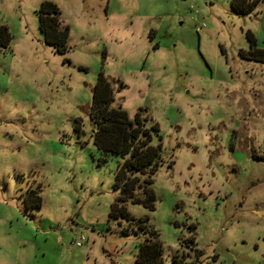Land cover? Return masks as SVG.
<instances>
[{
	"label": "rangeland",
	"instance_id": "374dc122",
	"mask_svg": "<svg viewBox=\"0 0 264 264\" xmlns=\"http://www.w3.org/2000/svg\"><path fill=\"white\" fill-rule=\"evenodd\" d=\"M44 1L62 55L39 30ZM252 1L237 15L232 0H0V264H134L148 238L109 217L119 157L89 117L100 71L114 106L161 135L154 210H127L162 264H264V63L238 56L249 38L264 50Z\"/></svg>",
	"mask_w": 264,
	"mask_h": 264
},
{
	"label": "trees",
	"instance_id": "16d2710c",
	"mask_svg": "<svg viewBox=\"0 0 264 264\" xmlns=\"http://www.w3.org/2000/svg\"><path fill=\"white\" fill-rule=\"evenodd\" d=\"M255 3L256 1L248 3L247 0H232L231 8L235 14L245 15ZM37 15L39 30L45 43L53 47L56 53L64 54L67 28H58V7L44 1L40 4ZM249 40V49L239 50L238 56L244 60L264 63V50L254 47L253 39ZM9 41L7 27L0 25V51L8 47ZM113 103L111 83L100 71L92 90L89 117L94 130L93 143L100 151L119 157L114 174V191L117 195L110 205L109 217L116 221L123 220L128 226L136 223L140 230L147 231L148 238L139 244L134 264H162L161 245L155 232L147 226V216L135 218L127 210L128 204L141 206L148 212L154 210L155 195L151 184L153 175L162 162L161 135L157 124L147 122V117L137 112L133 120H130L126 112ZM154 137L158 140L156 145L151 144ZM139 191L141 193L137 195ZM123 233L127 234V229Z\"/></svg>",
	"mask_w": 264,
	"mask_h": 264
},
{
	"label": "built area",
	"instance_id": "2783aa9c",
	"mask_svg": "<svg viewBox=\"0 0 264 264\" xmlns=\"http://www.w3.org/2000/svg\"><path fill=\"white\" fill-rule=\"evenodd\" d=\"M76 245H77V246H79V244H78V243H76Z\"/></svg>",
	"mask_w": 264,
	"mask_h": 264
},
{
	"label": "water",
	"instance_id": "95a60500",
	"mask_svg": "<svg viewBox=\"0 0 264 264\" xmlns=\"http://www.w3.org/2000/svg\"><path fill=\"white\" fill-rule=\"evenodd\" d=\"M94 131H92V133H93Z\"/></svg>",
	"mask_w": 264,
	"mask_h": 264
}]
</instances>
